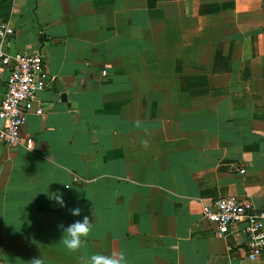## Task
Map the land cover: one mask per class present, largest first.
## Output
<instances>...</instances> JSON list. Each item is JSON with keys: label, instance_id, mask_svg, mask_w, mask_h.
<instances>
[{"label": "crops", "instance_id": "crops-1", "mask_svg": "<svg viewBox=\"0 0 264 264\" xmlns=\"http://www.w3.org/2000/svg\"><path fill=\"white\" fill-rule=\"evenodd\" d=\"M0 22L50 78L31 149L0 145V264H264L200 218L224 195L264 208V0H0ZM85 215L70 252L59 225Z\"/></svg>", "mask_w": 264, "mask_h": 264}, {"label": "built area", "instance_id": "built-area-1", "mask_svg": "<svg viewBox=\"0 0 264 264\" xmlns=\"http://www.w3.org/2000/svg\"><path fill=\"white\" fill-rule=\"evenodd\" d=\"M12 33L11 27L0 22V65L7 70L0 98V145L11 147L22 144L24 148L31 149V139L21 140L19 130L29 112L41 114L37 93L50 78L38 52L8 54L3 49L4 40ZM100 73L104 75L105 71ZM238 172L242 173L243 168H239ZM76 180L74 176L71 178V181ZM200 218L212 227L215 236L241 239L248 260L255 259L264 246V208L256 210L246 198L235 195L216 197L201 204Z\"/></svg>", "mask_w": 264, "mask_h": 264}, {"label": "clouds", "instance_id": "clouds-1", "mask_svg": "<svg viewBox=\"0 0 264 264\" xmlns=\"http://www.w3.org/2000/svg\"><path fill=\"white\" fill-rule=\"evenodd\" d=\"M55 200L61 207L66 206L62 196H55ZM69 211L72 215L79 216L82 210L77 207L70 209ZM59 227H61L64 231L61 243L68 251L77 252L85 242L86 238L89 237L92 230V222L90 221L89 217L85 215L82 221L77 220L66 228L63 225H59ZM32 264H43V260L41 257L34 258L32 260ZM87 264H127V259L123 252H113L110 255L93 254L88 259Z\"/></svg>", "mask_w": 264, "mask_h": 264}, {"label": "water", "instance_id": "water-1", "mask_svg": "<svg viewBox=\"0 0 264 264\" xmlns=\"http://www.w3.org/2000/svg\"><path fill=\"white\" fill-rule=\"evenodd\" d=\"M61 99L63 100L64 99V95L63 94H61ZM1 125H2V119H0V127H1Z\"/></svg>", "mask_w": 264, "mask_h": 264}]
</instances>
